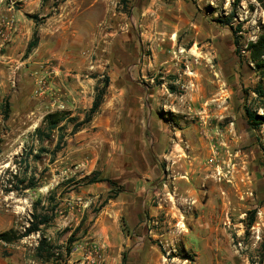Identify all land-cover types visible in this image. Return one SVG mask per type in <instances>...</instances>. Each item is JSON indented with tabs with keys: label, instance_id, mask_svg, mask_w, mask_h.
Here are the masks:
<instances>
[{
	"label": "rangeland",
	"instance_id": "1",
	"mask_svg": "<svg viewBox=\"0 0 264 264\" xmlns=\"http://www.w3.org/2000/svg\"><path fill=\"white\" fill-rule=\"evenodd\" d=\"M67 1L0 0V57L9 56L12 47L5 40L9 8L32 21L31 35L37 30L39 40L43 32L55 39L58 30L50 17L64 4L77 6ZM109 5L106 24L73 25L67 31L74 40L62 44L72 54L68 85L84 102L79 122L68 106L54 105V59L25 63L26 53H16L13 68L0 61V234L24 231L36 207L55 212L45 230L54 247L51 260L38 258L42 238L35 234L0 242V264H124V255L125 264H202L198 247L208 232L212 264H259L264 256V71L249 50L264 33V0H110ZM145 32H150L147 40ZM52 43L44 40L43 51L49 53ZM107 78L106 113L100 110L76 131ZM119 85H126L123 93ZM136 97L145 106L140 124L130 121L129 108L114 110ZM147 102L162 120L164 136L149 127ZM248 110L263 118L259 128L251 126ZM53 113L67 114L64 127L40 142L35 131L47 132L45 117ZM158 141L166 157L161 162L155 154ZM142 156L161 163L153 186L167 183L151 190L158 195L148 205V193L138 194L132 186L144 174L122 170ZM95 171L116 186H81L80 179ZM30 176L39 188L18 191L20 180ZM159 204L172 211L166 215L159 209L155 220L150 208ZM150 231L165 236L145 240Z\"/></svg>",
	"mask_w": 264,
	"mask_h": 264
},
{
	"label": "crops",
	"instance_id": "2",
	"mask_svg": "<svg viewBox=\"0 0 264 264\" xmlns=\"http://www.w3.org/2000/svg\"><path fill=\"white\" fill-rule=\"evenodd\" d=\"M109 1L110 0H68L66 3H75L77 4V6L75 8H70V6H67V4H64L58 10L56 9V11L52 13L50 17L51 21H53V24L55 26L54 28L58 30L56 34H53V36L56 38L55 39L45 38L46 37L45 32H43L40 37L38 46L24 60V62L26 63L30 61H38V60L46 59L47 57L50 56L52 59L56 61L55 66L53 67V71L55 72V77L53 79L54 81L51 83L55 89L53 92L54 96H52L54 97V105H58L57 107L59 108L68 106L67 109L72 112L70 117L72 118V117L77 116L78 122L82 119L80 118L82 116L81 115L82 113L78 114V112L80 111V109H85L80 106V103H84V102H81L79 98L75 99L73 91H71L68 85L69 77L71 76V71H72V68H71L72 54H71V51L68 50L69 49L68 45L66 44L62 46V44L64 42L68 43L69 41L74 40V38L71 35H69L67 31L68 29L73 27V25L78 28H82V29H92V28L95 29V28L100 27L103 24H106L107 21L105 18H107L108 12L111 11V8H109L110 6ZM8 11L10 12V14L6 16V18L8 19L7 22L14 20L16 22L15 24L17 27V32L15 33V35L12 36V38L5 37V40L7 39L6 41H12L11 42L12 47L10 49L11 52L9 53L10 54L9 56L7 55V57L1 56L0 61L1 62L4 61L5 65H8L11 68H13V66L16 65L14 63L19 61L18 56L25 55L24 53H26L27 47L30 41L32 40L33 34L31 35L30 31L33 29V27H31L33 23L31 20L30 21L23 20V18L20 17L19 13L11 14L12 8H9ZM25 13L27 14V12ZM7 31H8V27H7L5 34H7ZM143 36L145 37L143 40H147L150 37V32L143 33ZM44 40H51V42L53 43L55 42V44L57 45L59 41L61 43L62 48L60 46L61 48L60 49L57 46L53 45L52 43V48H50L51 51L49 53H46L42 49V42ZM16 53H19L18 56L16 55ZM97 79H99V77ZM136 85L139 86L138 84ZM125 88H126V85L125 86L119 85L118 89L120 90V93L121 92L123 93ZM81 92L84 93L86 92V90L81 91ZM94 92L95 90L93 88L92 93ZM74 100L76 101L74 102ZM93 102H94V99H91V106L89 107V110L91 109ZM120 105L123 107H115L114 110L116 108H118V110L121 108L125 109V107L129 108L130 113H128L127 115L130 121L134 120V122H136V120H138V123L140 124L139 120L143 119V117L141 116L142 114L141 110L145 106L144 104H141V102L139 101V99H137V97L135 98L134 101L128 103V106H127V103L125 102L124 104L123 102H120ZM153 108H154V105L152 104L150 108L147 102L148 125L149 127L153 126L152 128L153 131H156L157 133H160L161 136H164L165 132L163 133L162 120L158 116L154 115ZM100 110H102V114L106 113L107 111L106 105L103 104ZM84 112H87V111H84ZM155 145L158 146V148H156L158 151L157 152L155 151V154L156 156L160 157L161 159L160 162H161L162 159H166V157L164 156L163 148H161L163 147V143H160L158 141L154 143V147ZM156 159L157 158L155 157L152 161H149L148 158L146 159V156L143 157V160L140 159L136 162H133L134 159H132V161L129 160L130 162L128 161V164H125L122 169L124 172L126 171L127 173L129 172L137 173L138 172V173L144 174L141 179L138 178L137 182H135L136 185L134 184L132 186L134 187V190L138 191L137 192L138 194H140L142 191H145L146 194L148 193L147 202H145V204L147 203V205L150 203V199H152L154 195L155 196L158 195L157 193H155L156 191L151 193V190H159L162 186L165 187L167 184V183H164V185L161 184L162 186H153L155 185V181L153 180L152 175H154L155 172H159L158 169L161 168V165H160L161 163H159ZM181 183L183 186L185 185L184 182H181ZM168 195H170L171 198H174L172 193L169 192ZM193 196L196 197L195 192ZM159 209H164V211H166V215H169L172 211L169 206L164 207L162 204H159L156 207H151L150 213L152 216L156 217L155 220L158 219L159 217L158 216L160 213L158 211ZM155 223L156 222H154V224ZM212 235L213 234H210L208 232V236H206L204 240L202 239L198 247L200 251L198 258L202 264H212V260H213V257H212L213 237ZM164 236L165 234L159 235L158 232L156 231H150L149 233L145 234L144 237L146 240L149 237L153 239H157L158 237H164Z\"/></svg>",
	"mask_w": 264,
	"mask_h": 264
},
{
	"label": "trees",
	"instance_id": "3",
	"mask_svg": "<svg viewBox=\"0 0 264 264\" xmlns=\"http://www.w3.org/2000/svg\"><path fill=\"white\" fill-rule=\"evenodd\" d=\"M43 2H48L51 0H42ZM240 0H238L239 3ZM234 14H232L231 16L234 17ZM31 18H36L35 16H30ZM239 31V30H238ZM239 39L237 37H235V44L239 45ZM258 41L256 43H251L250 44V50L251 51V59L252 61H254L256 63V67L258 68V70L260 71H264V33H262L258 39ZM39 43V37H38V31L35 30L33 33V37L32 40L30 41L28 47H27V51H26V56H28L29 54L32 53V51L38 46ZM264 74V72H263ZM110 86V80L109 78H107L104 81L103 86H98L96 88V96L94 98V102L93 105L91 107V109L89 110V112L87 113L86 119L83 122H80L79 124L76 125V131L82 127L85 124H88L92 121L93 117L99 113L103 103H104V99L105 96L107 95V91L108 88ZM172 91L175 90L174 87L171 88ZM260 93L262 94L263 91H260ZM9 110H10V103L9 100H6L5 105H4V114H5V118L8 119L9 118ZM248 117L250 119V124L252 127L254 128H259L262 125V121L263 118H260L259 116H257L256 113L252 112L251 110H248ZM67 114H60V113H53V114H49L45 117V124L47 127V132L46 130H42L41 128H37L35 131V134L38 138V140L40 142H43L45 139L47 140H51L52 139V132L56 131V130H60L62 129L64 126H61V123H63L64 120H66L67 118ZM61 137V135H60ZM64 139V137H62V140ZM61 140L59 141V143L57 144V147L60 145ZM42 152H47L46 149L41 148ZM35 157H39V156H35ZM28 158V157H27ZM25 163H26V158L24 159ZM26 167L28 168L29 166H27L26 163ZM108 183L110 184L112 187H115L116 184L113 182V180L111 179H107V178H101V173L98 171L93 172L90 175H87L85 177H83L82 179H80V185H91V184H95V183ZM20 185H23V188H19L18 186H16V189L19 191L22 190H36L39 188V183H38V179L36 177L30 176L28 179H23L20 180ZM11 192H13L14 190H10ZM121 192V188H119V190L117 192H114L113 196H111V198H117L118 195ZM37 203L41 204V201H38ZM55 219V212H54V208H52L51 210L49 209V206L47 207V209L45 210H41L39 212L38 208H35V211L31 214V218L28 221L29 222V226H27L26 228H24V231H16L14 229H11L9 231H6L4 233L0 234V242L3 243H7V244H11L15 241H20L22 239L28 238L32 235L35 234H39L41 236V241L39 243V247L37 248V256L38 258L42 259V260H51L54 257V247L50 244L48 238H46L45 236V230L47 227H49L51 225V223L54 221ZM253 225V220L252 222L249 224V226ZM67 252L70 254L71 253V249L67 248ZM126 262V255L123 256V263L125 264ZM251 264H256L255 262L251 263ZM259 264H264V256L261 258Z\"/></svg>",
	"mask_w": 264,
	"mask_h": 264
},
{
	"label": "built area",
	"instance_id": "4",
	"mask_svg": "<svg viewBox=\"0 0 264 264\" xmlns=\"http://www.w3.org/2000/svg\"><path fill=\"white\" fill-rule=\"evenodd\" d=\"M10 21V20H9ZM16 22L14 20H11L10 22H7V27H8V31L7 34H5L6 38H12L13 35H15V33L17 32V27H16ZM215 160V157H213L211 159V162H213ZM239 246H241V243H239ZM101 249L98 248V251H100Z\"/></svg>",
	"mask_w": 264,
	"mask_h": 264
}]
</instances>
